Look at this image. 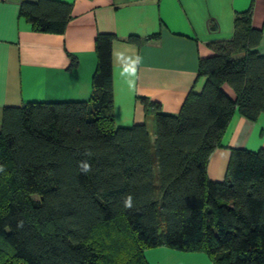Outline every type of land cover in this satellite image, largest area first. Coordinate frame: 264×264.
Here are the masks:
<instances>
[{
	"label": "trees",
	"instance_id": "16d2710c",
	"mask_svg": "<svg viewBox=\"0 0 264 264\" xmlns=\"http://www.w3.org/2000/svg\"><path fill=\"white\" fill-rule=\"evenodd\" d=\"M70 7L22 1L19 12L33 30L59 31ZM261 36L251 7L236 12L232 37L199 59L203 86L177 113L141 96L153 135L114 123L111 33L95 37L87 100L2 107L0 264H148L143 250L161 244L214 264H264V148L233 147L224 179L206 173L231 115L264 113Z\"/></svg>",
	"mask_w": 264,
	"mask_h": 264
},
{
	"label": "crops",
	"instance_id": "0c3cea01",
	"mask_svg": "<svg viewBox=\"0 0 264 264\" xmlns=\"http://www.w3.org/2000/svg\"><path fill=\"white\" fill-rule=\"evenodd\" d=\"M22 1L35 0H0V122L4 106L87 100L98 33L113 35L115 125L145 123L150 135L152 115L145 114L140 97L159 103L166 113H177L188 92L203 86L199 59L213 53L211 43L232 37L236 12L251 7V24L262 30L257 49L264 54V0H62L71 7L59 31L33 30L19 12ZM129 35L141 42L129 41ZM223 88L235 96L227 84ZM233 147L264 148V113L255 120L237 111L231 115L207 160L210 179H224ZM143 254L148 264H214L203 251L163 244Z\"/></svg>",
	"mask_w": 264,
	"mask_h": 264
},
{
	"label": "clouds",
	"instance_id": "9594fccd",
	"mask_svg": "<svg viewBox=\"0 0 264 264\" xmlns=\"http://www.w3.org/2000/svg\"><path fill=\"white\" fill-rule=\"evenodd\" d=\"M82 170L85 171V172L89 171L88 164H83L82 165ZM126 203H127V206L131 207V199L130 198L127 200Z\"/></svg>",
	"mask_w": 264,
	"mask_h": 264
}]
</instances>
